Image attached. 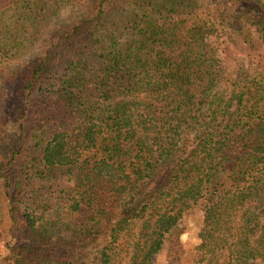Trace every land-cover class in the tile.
Returning a JSON list of instances; mask_svg holds the SVG:
<instances>
[{
	"label": "trees",
	"instance_id": "trees-1",
	"mask_svg": "<svg viewBox=\"0 0 264 264\" xmlns=\"http://www.w3.org/2000/svg\"><path fill=\"white\" fill-rule=\"evenodd\" d=\"M0 202V264L263 261L264 0H0Z\"/></svg>",
	"mask_w": 264,
	"mask_h": 264
},
{
	"label": "rangeland",
	"instance_id": "rangeland-1",
	"mask_svg": "<svg viewBox=\"0 0 264 264\" xmlns=\"http://www.w3.org/2000/svg\"><path fill=\"white\" fill-rule=\"evenodd\" d=\"M214 45L217 47L218 53L222 56L223 64L225 66V70L229 73L235 72L237 67L243 64L246 61L244 54H242L237 48V46L232 45L230 42L225 41L224 38L213 36L211 38ZM27 56L25 57V60ZM20 64V63H18ZM1 205V202H0ZM192 221L189 222V235L188 238H183L184 249L186 250V254L182 260V264H197V255H193L194 248L199 242V239L196 235L198 229L201 224V217L198 215L191 216ZM214 260H220V256L217 254L211 260V264H213ZM154 264H166V251L165 249L160 250L154 256L153 260ZM201 264H209L208 261H204ZM218 264V263H217ZM255 264H264L263 261H259Z\"/></svg>",
	"mask_w": 264,
	"mask_h": 264
}]
</instances>
